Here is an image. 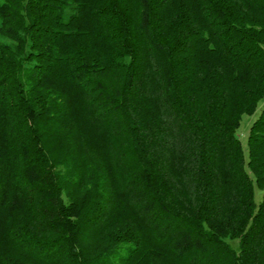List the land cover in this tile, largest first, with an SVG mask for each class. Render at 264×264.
Segmentation results:
<instances>
[{"label":"trees","instance_id":"16d2710c","mask_svg":"<svg viewBox=\"0 0 264 264\" xmlns=\"http://www.w3.org/2000/svg\"><path fill=\"white\" fill-rule=\"evenodd\" d=\"M263 98L264 0H0V264H264Z\"/></svg>","mask_w":264,"mask_h":264},{"label":"rangeland","instance_id":"374dc122","mask_svg":"<svg viewBox=\"0 0 264 264\" xmlns=\"http://www.w3.org/2000/svg\"><path fill=\"white\" fill-rule=\"evenodd\" d=\"M263 104H264V98L259 101L255 111L252 114H243L241 117L240 125L237 130V135L240 138L241 143L243 144L244 147L246 145V137L249 127L252 121H254V119L258 116ZM245 157H246V151H245ZM254 192H255V201L259 202L261 200L262 191L257 187H255ZM232 244L236 246V241H232Z\"/></svg>","mask_w":264,"mask_h":264}]
</instances>
